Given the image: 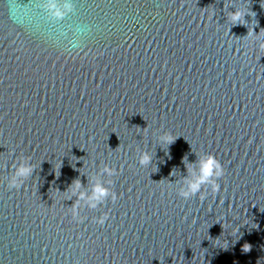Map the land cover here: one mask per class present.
Listing matches in <instances>:
<instances>
[{
  "label": "water",
  "instance_id": "95a60500",
  "mask_svg": "<svg viewBox=\"0 0 264 264\" xmlns=\"http://www.w3.org/2000/svg\"><path fill=\"white\" fill-rule=\"evenodd\" d=\"M261 43L264 0H0V264H264Z\"/></svg>",
  "mask_w": 264,
  "mask_h": 264
},
{
  "label": "clouds",
  "instance_id": "9594fccd",
  "mask_svg": "<svg viewBox=\"0 0 264 264\" xmlns=\"http://www.w3.org/2000/svg\"><path fill=\"white\" fill-rule=\"evenodd\" d=\"M46 7L51 11V14L60 17L62 16L61 10L57 7L55 3H48ZM68 5H65V8H67ZM243 13L241 11H236L231 13V19L233 21H237L240 19L241 15ZM75 46V45H73ZM260 47L264 48V43H261ZM150 156L147 155V153H143L141 156V163H148L150 161ZM30 166H24L21 165L16 172V176L18 177H25L31 172ZM104 171L107 172L109 175L115 174V169H110L107 166L104 168ZM223 175V167L221 163L211 154L204 155L200 160V166L199 170L196 172L191 173V179H185L184 181V187L179 191L178 195L182 198H189L196 193L200 192L202 185H210L211 191L216 192L219 189V184L216 182L217 178L221 177ZM12 186H18L15 183H13ZM80 187L79 183L77 182L75 187L73 188V192L76 191ZM111 195V198L113 201H115L116 194L115 192L109 193V190L105 188L102 184L99 182H96L93 185L92 193L90 196H85L84 193H80L78 202H77V208H79V200H84L88 207L95 208L98 203L102 202L105 197ZM201 199L204 198V194H201ZM107 219V213H104L99 218H97V223L103 224L104 221ZM247 245L246 250L248 251L250 248V245Z\"/></svg>",
  "mask_w": 264,
  "mask_h": 264
}]
</instances>
